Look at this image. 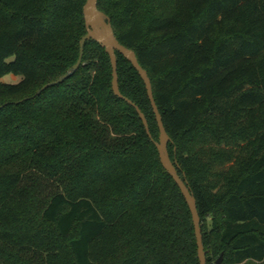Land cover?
<instances>
[{
    "label": "trees",
    "instance_id": "obj_1",
    "mask_svg": "<svg viewBox=\"0 0 264 264\" xmlns=\"http://www.w3.org/2000/svg\"><path fill=\"white\" fill-rule=\"evenodd\" d=\"M87 0H0V264H200L145 84ZM150 79L207 264H264V0H99ZM9 74L16 84L3 83Z\"/></svg>",
    "mask_w": 264,
    "mask_h": 264
},
{
    "label": "water",
    "instance_id": "obj_2",
    "mask_svg": "<svg viewBox=\"0 0 264 264\" xmlns=\"http://www.w3.org/2000/svg\"><path fill=\"white\" fill-rule=\"evenodd\" d=\"M98 1L99 0H87L86 5L84 7V18H85L87 34L80 41V55H79L78 62L72 67L70 71H68L57 82L44 86L40 91L37 92L36 96L40 95L44 90L50 87H54L58 84H61L65 80L73 76L81 65L86 42L93 40L97 42L102 48L105 49L106 53L108 54L110 58L111 66H112V75H113L112 88H113L114 95L117 96L118 98L124 99L129 105L133 106L136 109L137 113L139 114L140 119L143 122L146 133L148 137L151 139L152 137H151V133L149 130L148 122L144 114L130 100L125 99L121 95L120 90H119L116 52L121 54L127 61H129L131 65L133 66V68L138 72L139 76L141 77L142 81L145 84L147 96H148L151 107L153 109V113L157 121L160 135H159V141L155 142V146L157 148L161 164L163 168L165 169V171L172 177L174 182L177 184L179 190L181 191L188 205L190 213L192 215L199 263L207 264L206 253H205L204 245H203L200 217L197 211L196 200L194 196L192 195V193L190 192L189 188L187 187V184L178 175L174 164L170 160L169 153H168V147H167L168 142H169V137L166 133V130L164 128V124L162 121V117L155 103L152 85L148 77V74L140 66L135 53L132 50L125 48L118 42V40L116 39L113 33V30L109 23L108 18L102 12L98 10V6H97ZM221 263H222V256L217 260L216 264H221Z\"/></svg>",
    "mask_w": 264,
    "mask_h": 264
},
{
    "label": "rangeland",
    "instance_id": "obj_3",
    "mask_svg": "<svg viewBox=\"0 0 264 264\" xmlns=\"http://www.w3.org/2000/svg\"><path fill=\"white\" fill-rule=\"evenodd\" d=\"M21 80L20 77L14 76L12 74H9L1 79L3 83H10V84H16Z\"/></svg>",
    "mask_w": 264,
    "mask_h": 264
}]
</instances>
